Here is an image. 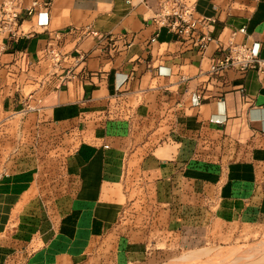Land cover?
Instances as JSON below:
<instances>
[{
  "label": "crops",
  "instance_id": "crops-1",
  "mask_svg": "<svg viewBox=\"0 0 264 264\" xmlns=\"http://www.w3.org/2000/svg\"><path fill=\"white\" fill-rule=\"evenodd\" d=\"M38 1L0 35V77L15 71L21 88L0 103V134L19 119L0 174V264H155L156 231L167 244L188 230L264 236V70L211 73L233 43L264 59V0H188L212 19L206 49L154 20L159 0ZM50 43L65 57L56 73Z\"/></svg>",
  "mask_w": 264,
  "mask_h": 264
},
{
  "label": "built area",
  "instance_id": "built-area-1",
  "mask_svg": "<svg viewBox=\"0 0 264 264\" xmlns=\"http://www.w3.org/2000/svg\"><path fill=\"white\" fill-rule=\"evenodd\" d=\"M146 1V0H143ZM40 2L35 0L30 6L24 7L23 0H1L0 4V35L7 34L15 36L23 21V12L26 9L28 15L34 14ZM44 6H48L44 3ZM154 20L161 26H167L174 32L180 40L195 39L203 48H207L208 42L212 40L207 34L200 35V25H208L212 20L209 17H195L194 4L188 0H159L158 11ZM94 35L99 33L94 31ZM4 46L0 43V58ZM45 56L52 60L53 73L62 69V63L65 60L59 44L50 43L45 51ZM1 64V59H0ZM237 69L240 72H246L250 69L264 70V59L260 57L259 47L248 46L246 43L231 44L228 47L222 46L212 56L211 73L214 77L223 76L228 70ZM15 71L9 70V82L6 78L0 77V103L7 90L16 87L21 89ZM68 74L72 75L73 71L68 70ZM10 88V89H9ZM31 93L27 92L25 98L30 100ZM37 109V104L27 102L24 111H33Z\"/></svg>",
  "mask_w": 264,
  "mask_h": 264
},
{
  "label": "rangeland",
  "instance_id": "rangeland-1",
  "mask_svg": "<svg viewBox=\"0 0 264 264\" xmlns=\"http://www.w3.org/2000/svg\"><path fill=\"white\" fill-rule=\"evenodd\" d=\"M12 125L14 126L9 130V135H11L9 139L8 137L5 138L4 133L0 134V174L3 172V163L17 147L16 141L12 142V140L16 139L15 136L17 128L19 127V119L14 121ZM205 236L206 231L204 230L197 232L188 230L185 234L184 243L181 241L180 243H172L173 235L171 234V243L167 244L166 238L164 237L161 241V233L156 231L153 233V236L151 235L149 238L148 248L151 252V256L156 257L155 264H173L174 262L176 263L183 255H185V259L180 261L183 264H192L194 260H196L197 264H247L253 262L254 260L252 258L259 255H262L259 259H264V248L256 252L260 242L264 241L263 235L240 234L233 242L228 244L212 242L210 239H206ZM232 247H235V249L236 247L239 248V252L231 255L229 259L227 258L222 260L215 256L218 252H220V250L230 252L231 249H233ZM248 248L249 250H247ZM229 252L227 253L229 254ZM196 257L198 259H195ZM254 263L257 264V261Z\"/></svg>",
  "mask_w": 264,
  "mask_h": 264
},
{
  "label": "bare ground",
  "instance_id": "bare-ground-1",
  "mask_svg": "<svg viewBox=\"0 0 264 264\" xmlns=\"http://www.w3.org/2000/svg\"><path fill=\"white\" fill-rule=\"evenodd\" d=\"M255 245V244H254ZM253 245V246H254ZM256 247H257V245H256ZM233 249H231V251L229 252V251H227V252H229V254L227 253V252H225V251H221L220 250V252H218L217 254H216V257H219L220 259H222V260H225V259H229V257H231V255H234V254H236L237 252H239L238 250H239V248H237L236 247V249H235V247H232ZM254 248V247H253ZM262 248H264V244H259V246H258V248H257V250H256V252H258V251H260V249H262ZM251 249V248H250ZM233 250V251H232ZM247 250H249V248L247 249ZM252 250V249H251ZM248 252V251H247ZM255 252V251H254ZM249 253V252H248ZM250 256V255H249ZM219 259V260H220ZM181 261V260H180ZM172 263V262H171ZM173 264H183V263H181V262H174Z\"/></svg>",
  "mask_w": 264,
  "mask_h": 264
}]
</instances>
